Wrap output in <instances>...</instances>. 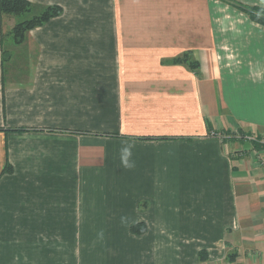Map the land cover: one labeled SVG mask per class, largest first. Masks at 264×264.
I'll list each match as a JSON object with an SVG mask.
<instances>
[{
  "label": "crops",
  "instance_id": "obj_1",
  "mask_svg": "<svg viewBox=\"0 0 264 264\" xmlns=\"http://www.w3.org/2000/svg\"><path fill=\"white\" fill-rule=\"evenodd\" d=\"M30 1L63 11L19 44L0 19V264H264V25Z\"/></svg>",
  "mask_w": 264,
  "mask_h": 264
},
{
  "label": "trees",
  "instance_id": "obj_2",
  "mask_svg": "<svg viewBox=\"0 0 264 264\" xmlns=\"http://www.w3.org/2000/svg\"><path fill=\"white\" fill-rule=\"evenodd\" d=\"M228 1L247 13L252 20L264 25V7L242 3L238 0ZM62 11L63 8L57 4L43 5L30 0H0V19L14 20V25L9 34L15 44L22 43L28 31L45 24L50 19L60 15ZM178 60L188 61L192 69L197 73L200 72V63L190 58L188 54L179 57ZM7 167L9 168L8 165ZM131 230L135 233H142L145 230V226L143 224H135Z\"/></svg>",
  "mask_w": 264,
  "mask_h": 264
},
{
  "label": "clouds",
  "instance_id": "obj_3",
  "mask_svg": "<svg viewBox=\"0 0 264 264\" xmlns=\"http://www.w3.org/2000/svg\"><path fill=\"white\" fill-rule=\"evenodd\" d=\"M125 152H127L128 153V155H130L131 153H130V151L128 150V149H125ZM126 163H127V161H126Z\"/></svg>",
  "mask_w": 264,
  "mask_h": 264
},
{
  "label": "built area",
  "instance_id": "obj_4",
  "mask_svg": "<svg viewBox=\"0 0 264 264\" xmlns=\"http://www.w3.org/2000/svg\"><path fill=\"white\" fill-rule=\"evenodd\" d=\"M262 142H263V144H264V139H263V141H262Z\"/></svg>",
  "mask_w": 264,
  "mask_h": 264
},
{
  "label": "rangeland",
  "instance_id": "obj_5",
  "mask_svg": "<svg viewBox=\"0 0 264 264\" xmlns=\"http://www.w3.org/2000/svg\"><path fill=\"white\" fill-rule=\"evenodd\" d=\"M263 7V6H262ZM12 21V20H11Z\"/></svg>",
  "mask_w": 264,
  "mask_h": 264
}]
</instances>
